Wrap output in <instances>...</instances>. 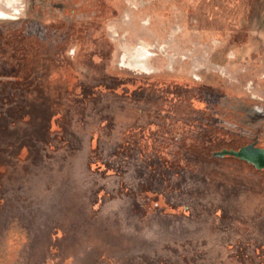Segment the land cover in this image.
Here are the masks:
<instances>
[{
	"label": "rangeland",
	"instance_id": "374dc122",
	"mask_svg": "<svg viewBox=\"0 0 264 264\" xmlns=\"http://www.w3.org/2000/svg\"><path fill=\"white\" fill-rule=\"evenodd\" d=\"M0 13V264H264V0Z\"/></svg>",
	"mask_w": 264,
	"mask_h": 264
},
{
	"label": "water",
	"instance_id": "95a60500",
	"mask_svg": "<svg viewBox=\"0 0 264 264\" xmlns=\"http://www.w3.org/2000/svg\"><path fill=\"white\" fill-rule=\"evenodd\" d=\"M214 158L233 157L235 159L244 161L257 170H264V148L259 147L256 142L243 146L239 150L223 149L213 153Z\"/></svg>",
	"mask_w": 264,
	"mask_h": 264
},
{
	"label": "trees",
	"instance_id": "16d2710c",
	"mask_svg": "<svg viewBox=\"0 0 264 264\" xmlns=\"http://www.w3.org/2000/svg\"><path fill=\"white\" fill-rule=\"evenodd\" d=\"M15 78H16V81H19V80H20L19 82L22 81L21 79H18L17 76H16ZM13 110H16V111L18 110L19 112L21 111V112H22V113H21V114H22L21 117H22V116H23V112H24V111H23V110H24V105L19 104V103H15L14 106L11 105V106L8 108V113H11Z\"/></svg>",
	"mask_w": 264,
	"mask_h": 264
},
{
	"label": "bare ground",
	"instance_id": "6f19581e",
	"mask_svg": "<svg viewBox=\"0 0 264 264\" xmlns=\"http://www.w3.org/2000/svg\"><path fill=\"white\" fill-rule=\"evenodd\" d=\"M0 15H1V13H0ZM143 64V63H142ZM137 66H138V64H137ZM138 68V67H137Z\"/></svg>",
	"mask_w": 264,
	"mask_h": 264
},
{
	"label": "flooded vegetation",
	"instance_id": "af4514ba",
	"mask_svg": "<svg viewBox=\"0 0 264 264\" xmlns=\"http://www.w3.org/2000/svg\"><path fill=\"white\" fill-rule=\"evenodd\" d=\"M59 6H61V5H59Z\"/></svg>",
	"mask_w": 264,
	"mask_h": 264
}]
</instances>
